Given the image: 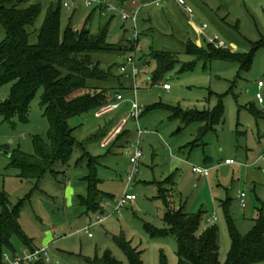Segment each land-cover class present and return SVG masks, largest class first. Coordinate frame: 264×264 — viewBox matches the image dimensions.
<instances>
[{
    "label": "rangeland",
    "instance_id": "obj_1",
    "mask_svg": "<svg viewBox=\"0 0 264 264\" xmlns=\"http://www.w3.org/2000/svg\"><path fill=\"white\" fill-rule=\"evenodd\" d=\"M55 1L30 0L42 6L35 23L28 28L30 43L38 41L47 10ZM186 1L194 10L192 17L173 2L142 8L138 15V38L134 36L133 23L123 21L119 12L95 14L90 25L94 33L107 17H114L108 37L113 49L109 53H94V61L105 69L114 67V78L120 77V83L111 89L112 96L116 92L125 93L126 100H136L143 108L138 121L131 120L128 124V134L121 136L112 148L100 146L98 131L126 117L125 113L115 111L97 118L95 111H91L75 116L69 120V125L75 129V137L81 145L74 147L70 161L67 164L56 162L52 171H47L39 180L22 179L19 169L10 165V153L20 149L34 154L33 138L40 136L48 140L49 122L41 104L44 88L41 87L32 100L26 121L16 116L11 120L0 116V193L6 195L11 208L19 209V222L32 240L33 248L48 247L50 263L47 264H86L87 259L101 256L106 250L123 264H129L114 240L121 234L142 251L143 264H179L177 239L173 235L152 236L146 228L150 225L158 230L168 229L164 220L166 207L159 192L161 182L162 187L172 189L169 194L174 209L202 212L200 230L218 226L221 264L225 263L231 248L222 204L228 201L233 226L241 237L248 236L254 220L261 212L264 214V181H261L264 168L259 159L264 152V105L256 99L260 91L258 81L264 82V49L253 54L250 69L244 70L239 62L231 60H199L186 54L184 47L186 42H192L207 53L210 49L204 42L198 45L191 39L194 33L188 20H192L198 26L208 23V35L215 32L228 43H234L235 51L249 55L252 43L264 37V0ZM72 6L71 11L62 8V30L70 19L76 29H81L87 16L98 7L96 4L85 6L83 0H75ZM6 35L0 21V42ZM135 39H138L135 50L119 49ZM152 50L175 52L179 60L156 82L152 80L157 68L156 60L151 57ZM128 55L135 57L139 71L136 79L131 76L130 65L126 66L125 73L120 71ZM189 62H194L193 68L183 70L184 64ZM164 84L170 85V89H164ZM12 85L7 83L0 87V103L9 98ZM260 92L264 95V87ZM221 100L225 108L224 121L202 139L198 136L203 123L186 124L167 108L212 111ZM251 105L263 116L257 119L250 110ZM138 127L147 131L140 138ZM197 140L199 145L194 146ZM137 144L143 158L138 174L129 182L130 157ZM83 148L99 156L100 189L106 195L103 205L106 219L91 227L92 236L86 228L98 213L88 212L79 198L87 194L85 177L89 173L87 161L81 159ZM227 158L237 162L241 159L244 165H252L249 176L243 167L226 166ZM194 165L209 167V176L195 174ZM242 192L246 193L245 208L240 203ZM125 194H134L136 199L116 212L117 203ZM214 214L217 219L209 221ZM53 231L58 237L54 242ZM12 244L18 254L30 249L18 236L12 237Z\"/></svg>",
    "mask_w": 264,
    "mask_h": 264
},
{
    "label": "trees",
    "instance_id": "obj_2",
    "mask_svg": "<svg viewBox=\"0 0 264 264\" xmlns=\"http://www.w3.org/2000/svg\"><path fill=\"white\" fill-rule=\"evenodd\" d=\"M124 7L132 0H107ZM147 4L152 0H138ZM163 6V5H162ZM62 0L51 3L46 18L38 33V41L30 43L32 26L41 13L42 6L30 3V0H0V21L6 30V38L0 42V87L13 83L10 96L0 103V116L11 120L19 117L26 121L30 104L38 90L43 87L41 104L44 115L49 122L48 140L40 136L33 138L34 154H27L20 149L10 153L11 166L20 171L22 179H41L51 170L56 162L67 164L79 144L75 137V129L69 125V120L91 111H96L102 105L111 102V89L120 83V77L113 75V68L105 69L100 62L94 61V53H109L113 49L109 43V29L114 16H109L94 33L90 25L95 14H102V7H97L89 14L81 29L72 25L71 19L64 30L61 28ZM191 40V39H190ZM138 39L121 46L124 52L136 49ZM192 42L184 44L185 53L205 62L223 59L239 62L241 69H250L253 54L260 48L264 49V37L252 43V52L247 55L238 51L218 49L211 44L208 53L198 49ZM151 57L156 60L157 68L152 80L158 81L167 71L173 69L178 60V54L171 51L152 50ZM194 62L184 64L183 70H191ZM98 82V83H95ZM101 83V84H99ZM109 83L111 86H105ZM169 108L175 118H181L186 124L203 123L199 131V139L209 132H214L225 118V108L222 100L212 111H183L179 107ZM253 115L258 119L262 112L250 106ZM127 133V129L118 139ZM117 139V140H118ZM116 140V141H117ZM115 141V142H116ZM198 140L193 144L198 146ZM115 144V143H114ZM113 144V145H114ZM112 145V146H113ZM111 146V147H112ZM81 159L87 161L89 169L85 177L87 194L80 196V202L88 212L104 213L103 201L105 193L100 190L98 167L99 156L92 155L83 148ZM169 181V179L167 180ZM172 189L159 186V192L164 200L166 213L164 220L168 229L158 230L147 225L152 236L173 235L178 241L179 264H221L219 260L220 235L219 228L211 225L200 230L202 212L188 213L183 208L174 209L171 205L169 192ZM4 193H0V264H3V252L12 249V237L18 236L23 244L33 250L32 240L28 238L19 222V209L11 208ZM231 238V248L224 264H264V214L261 212L254 220V226L246 237H241L233 226L228 201L222 204ZM115 242L126 255L129 264H143L142 251L134 247L124 235L114 237ZM34 264H46L36 262ZM86 264H123L106 250L101 256L87 259Z\"/></svg>",
    "mask_w": 264,
    "mask_h": 264
},
{
    "label": "built area",
    "instance_id": "obj_3",
    "mask_svg": "<svg viewBox=\"0 0 264 264\" xmlns=\"http://www.w3.org/2000/svg\"><path fill=\"white\" fill-rule=\"evenodd\" d=\"M75 0H62L63 8L67 9L68 11H71L73 9L72 3ZM85 6H93L97 5L98 7H102L103 9V15H106V13H109L111 11L119 12L121 15V19L123 21L130 20L133 23V31L134 36L138 38L137 33V23H138V13H139V6H136V0H132L129 2L126 6L121 7L114 3L108 2L107 0H83ZM169 0H152V3L159 7L162 4L166 3ZM176 2L179 6L183 8V10L188 13L191 17L193 16V8L187 3L186 0H173ZM191 25L195 29V32L197 34V43L198 45H202L204 43L211 44L212 46L223 49V50H230L235 51L237 50V46L234 43H228L225 39H223L219 34L212 33L211 35L207 34V31L209 30L210 26L208 23L204 22L201 26H198L194 21L191 20ZM130 65L131 67V76L134 77V79L137 78V75L139 73L138 67L136 64L135 57L133 55H128L126 58V63H123L120 65V71L122 73L126 72V66ZM164 89H170V85L164 84ZM264 87V82L262 80L258 81V88L261 91ZM256 93V99L259 104L264 105V95L261 92ZM127 101V102H126ZM124 102L126 104L123 106ZM125 109L124 113L126 114V117H122L111 127V129L102 137L100 140V146L102 148H110L115 141L118 139V137L123 134V132L127 129L128 124L131 120L138 121L140 118V115L143 111L142 106L136 101V100H126L124 97V94L117 93L114 97V99L99 107L95 111V116L97 118H102L112 112L120 111L122 112L123 109ZM147 131L138 127L137 133L140 138V136ZM139 143V142H138ZM137 148L135 149V152L130 157V163L132 165L131 171L127 175V180L131 182L135 176L138 174V165L140 160L143 158V151L141 148H139V144H137ZM260 160L262 162V167L264 168V154L260 157ZM226 164H233L235 163L234 159H226ZM192 170L195 174L203 177L209 176V168L199 165H194L192 167ZM136 199V195L134 194H125L117 203V206L115 208L116 212H119L128 202L133 201ZM240 203L243 208L246 207V193L243 192L240 195ZM108 217V216H107ZM106 217H104V213H99L94 221H91L86 228V231L89 236H92L90 229L94 225L102 223ZM217 216L214 214L211 218H209V221L216 220ZM3 264H34L36 262H45L50 263V257L48 253V247H44L42 249H36L33 250L27 249L24 250L21 254L10 252V251H4L3 255Z\"/></svg>",
    "mask_w": 264,
    "mask_h": 264
},
{
    "label": "crops",
    "instance_id": "obj_4",
    "mask_svg": "<svg viewBox=\"0 0 264 264\" xmlns=\"http://www.w3.org/2000/svg\"><path fill=\"white\" fill-rule=\"evenodd\" d=\"M169 2H173V3H175L176 5H178L176 2H174L173 0H171V1H167L166 2V4L167 3H169ZM135 5L136 6H139V13H138V15L139 14H141L142 13V8H147L148 6H155L153 3H152V1L151 2H149V3H147V4H142V3H140L138 0H136V3H135ZM155 7H157V6H155ZM190 20H188V24L190 25ZM197 24V23H196ZM191 29H192V31H193V33H194V37L193 38H191L192 40H194V42L195 43H197V34H196V32H195V29L193 28V27H191ZM198 44V43H197ZM166 90H168V89H166ZM124 95H125V93H123ZM121 113H124V111H122ZM262 116H263V113H262ZM261 116V117H262ZM114 125V123L113 124H111L110 126L108 125L107 126V128L106 129H100L99 131H98V135H97V137H98V139H99V141L102 139V137L111 129V127ZM128 132H129V130H128V128H127V133L125 134V135H127L128 134ZM147 133V132H146ZM138 134V133H137ZM145 134V133H144ZM124 135V136H125ZM143 135V134H142ZM141 135V136H142ZM140 136V137H141ZM263 136H264V133H263ZM118 141H119V139L115 142V144L113 145V146H115L117 143H118ZM129 141V140H128ZM99 144H100V142H99ZM112 146V147H113ZM112 147H110V148H112ZM110 148H108V149H110ZM264 154V152L261 154V156ZM260 156V157H261ZM260 157H259V159H260ZM227 159H229V158H227ZM225 165L226 166H235V165H237V166H239V167H243V168H245V173H246V176H249V174L251 173V169H252V165H244L243 164V160H241L240 159V161H238L237 162V160L235 161V163H233V164H226L225 163ZM204 167H206V166H204ZM207 168H209V167H207ZM263 168V167H262ZM201 177H203V176H201ZM262 182L264 181V178L262 177V180H261ZM100 187V186H99ZM101 190V189H100ZM102 191V190H101ZM102 192H104V191H102ZM243 193V192H242ZM103 205H104V201H103V203H102ZM243 208V207H242ZM189 213H193V212H189ZM54 232V231H53ZM58 239V237L55 235V232H54V236H53V242L54 241H56Z\"/></svg>",
    "mask_w": 264,
    "mask_h": 264
},
{
    "label": "water",
    "instance_id": "obj_5",
    "mask_svg": "<svg viewBox=\"0 0 264 264\" xmlns=\"http://www.w3.org/2000/svg\"><path fill=\"white\" fill-rule=\"evenodd\" d=\"M126 108L123 109V111H125Z\"/></svg>",
    "mask_w": 264,
    "mask_h": 264
}]
</instances>
